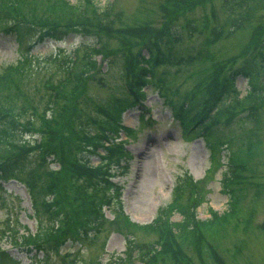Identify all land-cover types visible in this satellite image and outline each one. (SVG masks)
<instances>
[{"label": "rangeland", "instance_id": "374dc122", "mask_svg": "<svg viewBox=\"0 0 264 264\" xmlns=\"http://www.w3.org/2000/svg\"><path fill=\"white\" fill-rule=\"evenodd\" d=\"M71 1L76 3L81 0ZM94 1L100 7H106L109 3L115 4L114 10L105 15L101 21L103 24L99 25L101 31L96 34L89 30L82 33L74 32L63 41L50 39L28 50L31 40L24 44L17 34L0 29V71L5 66L17 64L30 53L33 59L29 85L33 88L35 79L41 78L45 91L43 98L40 99L39 94L37 95V101L34 104L43 116L25 118L22 124L24 131L18 134L17 144L21 145L22 142L36 144V147L31 150L33 165L39 159L37 145L43 143L45 135L41 129L45 126V131L50 133L46 137L50 136L52 139L49 143L58 146V152L53 156H47L44 159L46 161H43L44 169L50 172L49 181L52 179L53 169L58 175L57 186L55 184L58 201L62 205L70 202L74 196L70 188L71 183L82 180L89 171L95 173L106 170L110 186L102 189L103 192L97 189V198L107 195L106 193L112 197L110 207L103 206L107 217L111 218L112 212L117 210L121 203L124 212L132 221L143 224L153 221L159 215L161 208L167 206L166 204L173 197L175 184L185 176H191L197 182L196 189L201 190L204 196L196 207L197 217L202 219L209 217L211 208L219 212L228 210L229 195L225 192L224 177L230 175V156L234 152L245 149L244 141L249 137L256 138L259 142V151L251 164V170L247 172L250 184L243 203L244 211L240 213L248 216L250 222L247 224L248 219L246 222L239 220L233 227L232 225L224 228L219 226L214 229L212 239L217 251L227 264H264V235L258 229V224L264 221V99L258 102L261 104L260 115L254 123L234 125L230 136L225 137V141L232 139V142L231 145L229 142L223 145L219 164L212 159V152L205 137L186 131L183 122L174 115L175 110L167 100V98L171 99L173 105L183 103V96L192 95L194 87L203 86L204 79L211 74L206 85L209 93L210 88L213 89L215 86V76L219 74L216 65L208 62L186 68L159 67L155 86L147 88L148 98L145 103L149 109L145 112V116H142L139 108H130L122 114L123 124L128 127H122L120 136L113 142L126 141L123 144V149L127 152L126 157L96 156L93 149L97 142L92 134L102 133L103 120H111L100 109L103 110L102 106L113 96L125 95V74L123 76L121 74L123 69L121 65L125 62L123 56H128L130 52L136 50L138 45V40L133 38H139V36L135 34L132 38L124 39L122 33L131 34L134 28L147 22H151L154 27H159L166 16L164 5L168 0ZM199 1L195 0L200 3ZM226 1L210 0L207 3L193 5L188 14L180 18L176 17L174 23L180 26L186 23L187 19L196 18L198 22L207 13L211 17V23L219 24L227 14L224 7ZM81 8L84 10L85 6ZM256 15H258L255 16L256 18L246 21L252 24L248 23L246 27L243 25L242 29L212 46L211 50L214 52L216 61H223L230 56L238 57L236 64L247 60L246 57L252 53L248 47L255 34L252 32L259 23L263 26L260 29L256 28L255 31L259 33L263 29L264 36V9L258 11ZM111 20H113L112 25L105 26L110 28L109 32L105 33L108 29L104 27V23ZM207 34L209 31H202L192 37L183 36V39L185 40L186 37L187 45L196 46ZM102 44L106 45L108 52L104 54L101 51L94 56L97 67L91 71L89 78L81 83L78 89L72 91L74 87L70 85V89L59 94L60 91L53 90L51 85L46 86V83L50 82L56 86L58 79L67 75L66 62L77 56L78 62L85 46L95 45L98 48ZM111 58L120 59L118 66H109ZM74 70L75 68H71V71ZM76 71H78L77 66ZM257 78L259 84L264 85V71ZM159 79L163 84L158 81ZM73 80H75L74 76H72ZM236 87L239 95H245L249 87L247 79L237 78ZM201 95H203L202 92L197 98ZM231 97L233 100L230 99L228 105L233 107L237 101L233 95ZM56 99L60 108L55 110L53 105ZM194 102L197 103L195 100ZM63 105L67 107L63 108ZM186 107L184 105L182 108ZM194 108H200L198 103L192 109ZM47 116H52V119L46 121ZM28 118L31 121L27 120ZM149 118L152 119L151 123ZM24 124L26 126H23ZM129 127L133 128L132 136L126 138L124 133ZM58 129L59 131L56 132ZM206 129L203 130L204 133L210 130L209 127ZM109 142L111 141L106 143ZM98 151L105 154L103 149ZM27 155L29 157L30 154ZM105 155L108 156V153ZM85 158L93 161L95 169L89 170L85 164H82ZM71 163H75L76 166L72 168L74 171L68 173ZM96 163L99 165L96 166ZM186 199L187 193L183 197V200ZM32 207L33 203L24 183L14 179L3 182L0 180V242L3 241L2 246L9 249V255L20 258V264H68L70 262L73 264H140L137 250L135 252L134 250L137 248L141 252L149 249L162 232L160 228L162 224L167 226L169 219L172 221L181 219L178 212H173L174 214L169 216V209L165 208L166 215L162 218L161 224L154 225L155 227L130 229L122 225L118 228L106 222L103 223L101 232L91 230V234H87L88 237L86 236L82 243L76 242L77 240L71 237L61 246V254H58L59 250L53 251L51 248L40 250L34 246L30 248L32 249L30 251L26 245L23 246L24 244L15 245L11 236L5 240L7 234L11 235L7 232L9 226L25 235L24 233L28 232L35 233L37 229L39 231L41 226H43L42 230L46 231L45 228L55 225L47 216L46 224L44 221L39 223V219L34 218ZM60 219L62 222V218ZM4 228L6 230L3 231ZM133 246H136L135 249ZM189 252L193 253L195 261L199 263L197 254L192 249H189ZM129 258L131 261L122 262ZM4 264L13 263L5 260ZM206 264L212 263L206 261Z\"/></svg>", "mask_w": 264, "mask_h": 264}, {"label": "trees", "instance_id": "16d2710c", "mask_svg": "<svg viewBox=\"0 0 264 264\" xmlns=\"http://www.w3.org/2000/svg\"><path fill=\"white\" fill-rule=\"evenodd\" d=\"M208 1L210 0H200L198 3L195 0H168L164 5L166 16L159 27H154L151 22H147L134 28L131 34L122 33L124 39L132 38L135 34L139 38H133L138 40V45L136 50L126 56L128 59L125 60L129 71L127 92L125 91V95L122 96H113L102 106L104 109H100L111 118V120H103L104 132L99 133L96 138V145L102 146L108 153L106 158H114V155L126 157L127 152L119 147V144L118 146L105 145L104 140L112 139L118 133L121 127L122 113L127 108H146L143 105L147 96L146 88L149 85L155 86L157 69L162 66L186 68L190 65H203L208 62L211 65H216L219 74L215 76V86L213 89L210 88L209 93L206 90V85L211 74L204 79L203 86L196 85L194 87L192 94L194 97L184 95L183 103L175 105L171 103V99L167 98L168 103L175 110L174 115L180 122H183L186 131L189 133L192 131V133H196V136L205 137L216 163H221L220 153L223 145L226 142L231 145L232 139L229 141L224 139L230 136L234 125L242 126L254 123L259 117L261 104L258 102H262L264 99V85L259 84L257 77L264 71V36L263 29L259 33H256L255 29H260L263 24L259 23L258 27L253 30L252 34H255L248 46L252 53L249 51L251 54L241 64H236L237 56H230L220 62L216 61L211 48L223 38L242 29L243 25L245 27L247 20L257 17V12L264 9V0H227L224 6L227 14L219 24L211 23V17L205 13L198 22H196L197 18L187 19L183 25H175L176 17L185 16L193 5ZM108 14L105 9L99 8L92 0H89L87 8L84 10L81 9L79 3L74 4L70 0H0V29L2 28L7 33L17 34L24 44L31 40L32 43L28 48L30 50L37 43H43L49 39L64 40L74 32L82 33L89 30L96 34L101 31L99 25H103L101 21ZM112 21H105L104 27L108 24L111 26ZM249 24L252 23L249 22ZM105 28L108 29L105 33H108L110 28ZM202 31H209V34L200 44L187 45V36L192 37ZM183 36H186L185 40ZM108 50L105 44L98 48L95 45L85 46L78 62V56L69 59L66 62L67 75L61 76L56 84L57 90L60 91L59 94L70 89V85L74 87L72 91L78 89L81 83L89 78L91 71L97 67L94 56L101 51L106 54ZM29 54L25 55L18 64L4 67L0 72V176L4 180L15 178L24 182L32 192L35 207L39 208L42 203L44 206L51 207L53 212H50L48 217L53 221L57 216L60 227L56 228L54 225L52 228H45L46 231L42 230L35 235H27L25 241L38 244L39 239L45 237L46 234L51 240L49 243L51 250L56 251V248L68 237L84 242L88 237L87 234H91V230L101 232L103 223L109 221L103 214L102 206L109 204L112 197L106 193L107 195L97 198V189L101 191L110 186L105 176L107 171L99 170L100 172L95 173L89 171L82 180L71 183L70 188L74 192V196L70 202L64 201L66 205H62L57 199L58 175L51 172L52 179L49 181L50 172L44 169L43 161H46L44 159L58 152L57 144L49 143L52 139L50 136L46 137L50 133L45 131V126L41 129L45 135L43 143L37 145L39 159L36 164H31L33 157L31 150L36 147V144L32 145L27 142H22L21 145L17 144L18 134L24 131L22 124L25 118L28 116L41 118L43 116L34 104L38 94L40 99L45 96L44 85L41 78L35 79L33 88L29 85L33 59V56ZM113 62H116V59H113ZM75 65L78 71H76ZM60 68L62 69L61 65ZM71 68H75V70L71 71ZM72 76L75 77L73 81ZM239 76L246 77L249 82L248 92L243 96L239 95L236 87V80ZM162 80L166 82L165 79ZM158 81L163 84L161 79ZM41 91L43 93H40ZM201 92L203 95L197 98ZM231 95L237 101L233 107L228 105L232 99ZM199 99H201L200 102H198ZM194 100L203 108L200 116H198L197 108L192 109L197 104ZM57 102L53 105L55 110L60 108L59 102ZM184 105L187 107L182 108ZM62 107L66 108L67 106L63 105ZM30 118L27 120L31 121ZM51 119L52 116L45 117L46 121ZM208 127L210 130L204 133L203 130H207ZM58 131L59 129L56 132ZM244 143H246L245 149L234 152L230 156V175L225 176L226 185H230L232 188L230 209L222 214L211 209L210 218H197L196 206L204 199L203 193L196 189L197 182L191 176L183 177L174 187L172 202L165 207L169 209L170 213L173 210L179 211L182 214V219L178 222H171L167 226L166 224L161 225L162 235L159 239L162 241L161 248L157 249L154 245L155 249L149 256H147L149 253L146 254V250L142 252L143 259L147 256V264H206V261L212 264H227L217 251L212 238L215 228L219 226L224 228L230 225L233 227L240 219L245 222L248 219V216L242 218L239 213L244 211L243 203L250 184L247 172L251 170V164L258 154L259 142L256 138L249 137ZM27 152L30 154L29 157ZM88 163H90L89 160ZM74 166L76 164L71 163L68 173L74 171L72 169ZM86 167L89 170L93 168L92 166ZM78 175L82 177L81 174ZM53 183L56 186L52 189ZM52 192L55 194V199L50 200L48 197L49 200H47L46 196ZM186 193L187 199L183 200ZM165 208H161L155 221L156 225L161 224L162 218L166 215ZM114 216L115 219L110 220L112 226L120 228L125 225L130 229L138 227L135 223L129 222L120 206ZM60 218H62V222ZM249 222L250 218L247 220V224ZM258 229L264 235V221L258 224ZM15 235H19V232L16 231ZM135 247L133 246V249ZM189 249L197 254L199 263L195 261L194 255L189 252ZM7 259H11L10 255L5 251L1 252V264H4Z\"/></svg>", "mask_w": 264, "mask_h": 264}]
</instances>
